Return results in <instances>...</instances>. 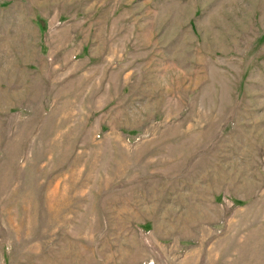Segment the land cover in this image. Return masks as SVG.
Returning <instances> with one entry per match:
<instances>
[{
    "label": "rangeland",
    "instance_id": "rangeland-1",
    "mask_svg": "<svg viewBox=\"0 0 264 264\" xmlns=\"http://www.w3.org/2000/svg\"><path fill=\"white\" fill-rule=\"evenodd\" d=\"M0 264H264V0H0Z\"/></svg>",
    "mask_w": 264,
    "mask_h": 264
}]
</instances>
